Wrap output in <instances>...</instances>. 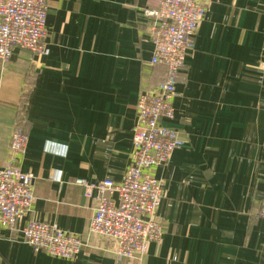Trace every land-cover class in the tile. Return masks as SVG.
Instances as JSON below:
<instances>
[{"label": "crops", "instance_id": "1", "mask_svg": "<svg viewBox=\"0 0 264 264\" xmlns=\"http://www.w3.org/2000/svg\"><path fill=\"white\" fill-rule=\"evenodd\" d=\"M161 0H48L47 52L15 49L0 62V169L16 113L28 133L21 170L35 201L21 220L78 236L73 260L35 252L0 225V264H264V0H210L187 53L165 121L185 142L151 168L165 191L163 227L140 259H120L113 242L88 234L96 199L77 180L121 183L135 159L136 105L157 88L146 10Z\"/></svg>", "mask_w": 264, "mask_h": 264}, {"label": "built area", "instance_id": "2", "mask_svg": "<svg viewBox=\"0 0 264 264\" xmlns=\"http://www.w3.org/2000/svg\"><path fill=\"white\" fill-rule=\"evenodd\" d=\"M209 2L161 0L156 9L146 10L152 24L151 64L163 66L166 73L154 92L142 94L137 102L133 165L119 184L112 180L76 181L86 199H96L88 234L113 242L112 253L120 259L141 260L150 245L162 239L163 227L155 216L166 194L161 182L148 171L167 165L174 152L185 145L178 133L163 123L175 118L176 87L187 53L195 47L193 38ZM47 15L48 0H0V62L4 67L10 63L15 49L39 56L46 54ZM19 112L23 113V121L12 132L8 159L0 169V225L17 231L35 252L73 260L84 247L78 236L38 220L20 224L35 201V177L20 167L29 138L21 127L24 112ZM256 217L264 221V195Z\"/></svg>", "mask_w": 264, "mask_h": 264}, {"label": "trees", "instance_id": "3", "mask_svg": "<svg viewBox=\"0 0 264 264\" xmlns=\"http://www.w3.org/2000/svg\"><path fill=\"white\" fill-rule=\"evenodd\" d=\"M164 78H165V77H164ZM163 80H164V79H163ZM22 112H24V110H22ZM22 115H23V113H21V112H19V111L16 113V126H19V121H20V120L23 121V119H22ZM24 121H25V117H24ZM21 127L27 132L25 122H24V124H23Z\"/></svg>", "mask_w": 264, "mask_h": 264}, {"label": "water", "instance_id": "4", "mask_svg": "<svg viewBox=\"0 0 264 264\" xmlns=\"http://www.w3.org/2000/svg\"><path fill=\"white\" fill-rule=\"evenodd\" d=\"M155 89L152 90V92H154ZM118 205L119 203V199H118V194H115L114 197H113Z\"/></svg>", "mask_w": 264, "mask_h": 264}]
</instances>
